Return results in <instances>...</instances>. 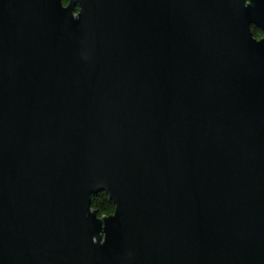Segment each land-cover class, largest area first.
<instances>
[{
  "label": "water",
  "instance_id": "1",
  "mask_svg": "<svg viewBox=\"0 0 264 264\" xmlns=\"http://www.w3.org/2000/svg\"><path fill=\"white\" fill-rule=\"evenodd\" d=\"M68 4L0 0V264H264V0Z\"/></svg>",
  "mask_w": 264,
  "mask_h": 264
},
{
  "label": "trees",
  "instance_id": "2",
  "mask_svg": "<svg viewBox=\"0 0 264 264\" xmlns=\"http://www.w3.org/2000/svg\"><path fill=\"white\" fill-rule=\"evenodd\" d=\"M66 4L67 0H62ZM253 38L256 40L261 38V32L251 28ZM91 210L96 212L98 218L113 215L114 206L104 192L91 196Z\"/></svg>",
  "mask_w": 264,
  "mask_h": 264
},
{
  "label": "bare ground",
  "instance_id": "3",
  "mask_svg": "<svg viewBox=\"0 0 264 264\" xmlns=\"http://www.w3.org/2000/svg\"><path fill=\"white\" fill-rule=\"evenodd\" d=\"M60 3H61V5H63V7L65 8V7H68V5H69V4H68V3H69V0H67L66 4H64L62 0H60ZM77 12H78V10H75V12H74L72 15H73V16L76 15ZM74 17H76V16H74ZM100 219H101V218H100Z\"/></svg>",
  "mask_w": 264,
  "mask_h": 264
}]
</instances>
